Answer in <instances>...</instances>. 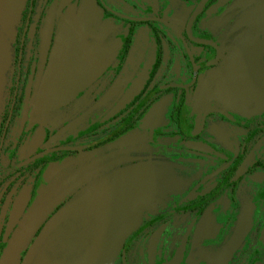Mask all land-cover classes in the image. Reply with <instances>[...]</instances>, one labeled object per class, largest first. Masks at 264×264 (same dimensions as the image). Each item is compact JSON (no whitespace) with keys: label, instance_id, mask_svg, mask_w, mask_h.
Wrapping results in <instances>:
<instances>
[{"label":"flooded vegetation","instance_id":"obj_1","mask_svg":"<svg viewBox=\"0 0 264 264\" xmlns=\"http://www.w3.org/2000/svg\"><path fill=\"white\" fill-rule=\"evenodd\" d=\"M0 264H264V0H0Z\"/></svg>","mask_w":264,"mask_h":264}]
</instances>
